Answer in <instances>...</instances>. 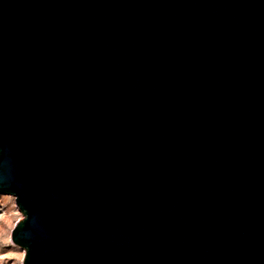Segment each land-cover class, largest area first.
I'll return each mask as SVG.
<instances>
[{"label": "water", "instance_id": "95a60500", "mask_svg": "<svg viewBox=\"0 0 264 264\" xmlns=\"http://www.w3.org/2000/svg\"><path fill=\"white\" fill-rule=\"evenodd\" d=\"M0 192L23 264H264V0H0Z\"/></svg>", "mask_w": 264, "mask_h": 264}, {"label": "rangeland", "instance_id": "374dc122", "mask_svg": "<svg viewBox=\"0 0 264 264\" xmlns=\"http://www.w3.org/2000/svg\"><path fill=\"white\" fill-rule=\"evenodd\" d=\"M23 218L25 214L17 205L15 195L0 192V264H23L24 258L21 259L19 254L23 253L25 257L26 249L14 243L12 239L8 243L2 241L4 229L6 228L12 235V229ZM9 252L17 253V255L9 256Z\"/></svg>", "mask_w": 264, "mask_h": 264}, {"label": "clouds", "instance_id": "9594fccd", "mask_svg": "<svg viewBox=\"0 0 264 264\" xmlns=\"http://www.w3.org/2000/svg\"><path fill=\"white\" fill-rule=\"evenodd\" d=\"M9 224H11V222H9ZM13 227H14V225H13ZM11 239H12L11 233L5 228L4 231H3L2 241L4 243H8L9 241H11ZM8 255L9 256L17 255V253L9 252ZM19 255H20L21 259L24 258V254L23 253H20Z\"/></svg>", "mask_w": 264, "mask_h": 264}]
</instances>
